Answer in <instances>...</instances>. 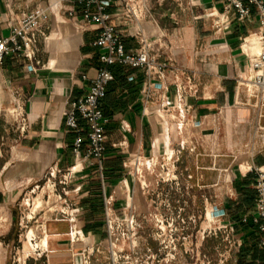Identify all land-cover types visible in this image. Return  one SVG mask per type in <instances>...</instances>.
<instances>
[{
	"label": "crops",
	"instance_id": "obj_1",
	"mask_svg": "<svg viewBox=\"0 0 264 264\" xmlns=\"http://www.w3.org/2000/svg\"><path fill=\"white\" fill-rule=\"evenodd\" d=\"M51 1L12 0L10 13L5 0H0V39L10 32L9 18L37 6L46 9ZM100 1L106 3L107 21L121 32L125 51L139 48L143 38L166 69L160 88L143 99L147 81L143 69L110 67L113 80L99 104L106 136L103 184L94 163L71 175L67 184L81 233L91 245L104 241V196L110 197L119 213L130 204L148 212L163 211L162 204L168 203L172 210H181L187 239L203 238L210 209L215 223L232 225V234L241 243L227 264H264L259 232L250 222L241 221L252 211L255 190L253 174L239 165L247 160L264 169V148L256 138L252 110L231 106L236 76L245 72L247 54L256 49L242 41L256 31V8L249 6L250 16L244 22L229 13L223 28L216 30L213 14L222 9L221 0H145L146 10L137 18L122 15V0ZM69 8L66 3L49 13L44 37L38 38L36 46L39 64L30 66L25 58L15 56H6L0 64V96L7 107L22 105L27 123L22 131L14 119L0 120L1 157L5 148L0 167V228L6 233L5 246L18 240V224L10 208L18 198L14 194H21L23 184L47 179L49 170L72 164L73 133L65 126L64 111L86 93L101 65V50L94 44L98 30L81 19L79 8H75L77 17L70 18ZM186 76L196 92L187 96L189 109L180 117L168 104L175 100V80L185 83ZM179 118L185 122L182 126ZM78 122L86 128L83 120ZM169 151L175 182H160L157 167L147 171L142 164L141 178L133 172L134 155L160 162ZM40 225L47 232V260L28 257L26 264H71L67 236L71 223L46 218ZM144 225L141 234L147 237L150 222ZM37 231L40 235V228ZM105 256H95L94 264H104Z\"/></svg>",
	"mask_w": 264,
	"mask_h": 264
},
{
	"label": "built area",
	"instance_id": "obj_2",
	"mask_svg": "<svg viewBox=\"0 0 264 264\" xmlns=\"http://www.w3.org/2000/svg\"><path fill=\"white\" fill-rule=\"evenodd\" d=\"M122 15L137 18L146 10L145 0H122ZM66 3H70L67 15L75 19L77 17L75 8H79L81 19L95 25L98 30L94 44L101 50V65L96 69L86 93L71 101L64 111V123L67 129L73 133L71 141V153L73 162L64 170H49L45 182H50V187L55 204L50 208L47 218L66 219L71 223L68 232L69 248L71 253V264H94L97 255L105 253L104 264H160L162 260L176 251V241H185L187 236L183 235L185 219L181 216V210H172L168 203H163V211L148 212L139 204H130L120 213L114 209L110 197L103 198V221L105 227V238L101 243L89 244L76 223L78 209L74 207L73 200L69 198L67 184L71 175L80 172L88 164H95L101 184H103V173L101 161L105 152V131L104 116L100 108V100L106 92L107 85L113 80V73L110 67L113 64L127 65L131 68L144 70L147 81L142 90L143 99H149L154 90L159 89L158 82L162 78L166 64L157 60L150 50V44L141 38V46L131 51H125L121 32L113 24H110L108 14L105 12L106 3L100 0H52L47 8L40 6L28 11L21 12L17 18H9L8 36L0 39V64L6 56L25 58L30 66L39 64L36 57L38 38L44 37V26L49 19V13L57 11ZM222 9L214 12L213 25L216 30H221L227 21L228 14L232 13L235 20L244 22L250 16L249 6L253 5L257 11V28L252 34L243 38V43L254 44L255 51L247 54V67L245 72L237 74L234 86L232 107H244L252 110L254 114V127L256 138L260 147L264 148V0H221ZM7 10L12 12V0H5ZM95 8V11L92 8ZM186 82L175 80L176 96L173 103L168 104L171 111L176 110L178 116H182L184 110H188L186 99L194 95L195 84L190 76L185 77ZM157 82V83H156ZM180 106H183L181 109ZM14 120L20 124V130L26 126V118L22 105L15 103L10 111ZM78 119L85 122L83 128ZM185 122L179 118L178 126ZM172 152L165 155L160 162L151 159H141L137 154L132 161L133 172L138 178L142 177L144 165L147 171H153L156 167L157 177L161 182H175L176 176L172 173ZM90 162V163H89ZM241 168L253 174V187L255 197L252 211L249 215L241 218L242 222H250L255 225L260 233L258 245L264 248V169L248 163L247 160L239 162ZM130 166V164L128 165ZM60 185V190L56 189ZM140 186L145 181L139 182ZM49 198V196H48ZM58 202L61 206H58ZM214 215V214H213ZM46 219V218H44ZM44 219L42 221H44ZM215 219V216H214ZM150 222L149 234L147 237L141 234L145 228L144 223ZM41 223V222H40ZM41 234L35 235L32 229L26 230L24 238L29 244L30 253L17 255L12 264H26L28 257L34 259H45L48 257L46 243L47 232L40 224ZM224 230L226 238L230 242L234 252L240 246V240L233 233L230 224L216 223L213 235ZM147 239L156 240L162 244L165 240L170 244L164 245L161 250H166L164 259H159L158 254L144 242ZM83 242L77 249L73 244ZM172 242V244H171ZM187 249L184 248V252Z\"/></svg>",
	"mask_w": 264,
	"mask_h": 264
},
{
	"label": "rangeland",
	"instance_id": "obj_3",
	"mask_svg": "<svg viewBox=\"0 0 264 264\" xmlns=\"http://www.w3.org/2000/svg\"><path fill=\"white\" fill-rule=\"evenodd\" d=\"M5 97L0 96V120H13L14 114L9 112L11 106L7 107L5 104ZM6 108H10L6 111ZM13 109V108H12ZM4 147L1 149L2 157L0 156V167L4 161ZM156 178L159 179V177ZM46 179L31 181L28 184H23L19 192L15 193L14 196L18 197L10 207L14 211V218L17 222L18 240L9 242L8 246L2 243V237L5 236V230L0 228V260H4V264H12L16 259L17 255L22 253H30V247L24 233L28 229H32L35 235H38V231L35 226L47 218L50 214V208L55 204L53 197L50 196L52 193L50 182H44ZM161 182V181H160ZM163 184L166 182H162ZM61 184H56V189L60 190ZM49 196V198H48ZM61 204L58 202V206ZM8 212V209H4ZM10 211V210H9ZM214 215L212 210H206V218L204 220V231L203 238L191 236L190 239L185 241H176V251L168 257V260L164 259L166 250L163 251L161 248L170 244V241L165 240L162 244L158 241L147 239L144 243L152 247V249L158 254V258L161 259L160 264H227L230 255L233 252L230 242H228L226 235L227 232L224 230L219 231L216 236L213 235V229L215 227ZM172 244V242H171ZM184 248L187 249L184 252ZM5 256V259H3Z\"/></svg>",
	"mask_w": 264,
	"mask_h": 264
},
{
	"label": "trees",
	"instance_id": "obj_4",
	"mask_svg": "<svg viewBox=\"0 0 264 264\" xmlns=\"http://www.w3.org/2000/svg\"><path fill=\"white\" fill-rule=\"evenodd\" d=\"M253 225V224H252ZM255 227V225H253ZM256 228V227H255ZM258 231V230H257ZM260 234V233H259Z\"/></svg>",
	"mask_w": 264,
	"mask_h": 264
},
{
	"label": "bare ground",
	"instance_id": "obj_5",
	"mask_svg": "<svg viewBox=\"0 0 264 264\" xmlns=\"http://www.w3.org/2000/svg\"><path fill=\"white\" fill-rule=\"evenodd\" d=\"M166 141V140H165ZM170 152V151H169Z\"/></svg>",
	"mask_w": 264,
	"mask_h": 264
}]
</instances>
